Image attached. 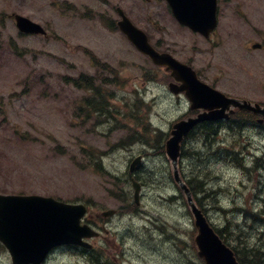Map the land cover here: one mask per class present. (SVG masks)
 Returning <instances> with one entry per match:
<instances>
[{"label": "rangeland", "instance_id": "374dc122", "mask_svg": "<svg viewBox=\"0 0 264 264\" xmlns=\"http://www.w3.org/2000/svg\"><path fill=\"white\" fill-rule=\"evenodd\" d=\"M117 7L205 83L264 105V0H221L215 54L201 62L197 52L208 45L176 22L164 0H0V14L6 15L0 17V194L83 203L96 223L104 211L118 210L106 245L110 260L122 250L132 264H204L194 247L192 215L166 156L146 155L137 172L145 184L139 213L121 210L125 205L112 196L120 190L133 195L128 167L150 148L138 138L148 134L153 142L155 130L168 133L190 115L187 98L170 94L167 73L108 28L106 23L119 20ZM13 13L44 26L48 37L21 35ZM256 43L262 48L253 50ZM83 74L102 81L101 91L114 98L110 118L85 115L80 109L91 93L63 83L62 76ZM197 142L185 143L180 173L184 179L201 178L204 190H211L199 195L209 220L227 229L233 247L264 248V128L228 129L217 136V142L237 148L241 165L233 155L229 160L210 155ZM194 150L203 160L189 156ZM87 152L102 158V166L123 182L116 186L114 178L97 172ZM99 242L96 248L102 250ZM0 264H12L1 247ZM47 264L96 263L58 252Z\"/></svg>", "mask_w": 264, "mask_h": 264}, {"label": "water", "instance_id": "95a60500", "mask_svg": "<svg viewBox=\"0 0 264 264\" xmlns=\"http://www.w3.org/2000/svg\"><path fill=\"white\" fill-rule=\"evenodd\" d=\"M167 1L176 19L194 31L208 36L217 26L216 0ZM118 11L122 17L119 27L129 40L155 64L171 71V77L181 83V86L171 84V91L175 94L185 92L192 103L191 109L201 111L197 116L175 124L171 138L166 143L167 154L174 169V179L186 195L198 230L195 238L198 255L206 264H239L234 252L216 234L194 202L189 188L180 176L177 164L183 140L200 123L229 119L236 109L264 119V107L227 97L200 82L190 67L181 64L169 54H160L153 49L147 36L131 23L122 10ZM13 18L22 32L44 34L42 27L29 19L20 15H13ZM137 160L131 171L140 162V159ZM133 186L137 201L140 185L134 180ZM86 213L87 208L84 205H70L53 198L0 195V241L9 250L14 264H41L53 249L62 245L74 244L91 248L88 243L83 242V238L97 237L99 234L89 226L81 225ZM112 214L113 212H106L104 216Z\"/></svg>", "mask_w": 264, "mask_h": 264}, {"label": "trees", "instance_id": "16d2710c", "mask_svg": "<svg viewBox=\"0 0 264 264\" xmlns=\"http://www.w3.org/2000/svg\"><path fill=\"white\" fill-rule=\"evenodd\" d=\"M64 80L67 84H70V78L69 77H64ZM88 88H94V84L91 83L88 85ZM254 116L250 115L248 113L245 112H238L236 114V116L231 119V122L233 124H235L236 126L233 127V124H231L229 126L230 129L232 128H242L244 127L248 121L253 120ZM218 128H216L213 124H204L203 127H201L200 132L202 134H198L206 143H211V138H216L218 135ZM199 131V129L197 130V132ZM194 132L192 134V137H196V133ZM167 136V135H166ZM165 135L162 134H158L157 135V140L156 141L158 144L160 143L159 141L166 138ZM155 148H161L163 149V145L161 146H156ZM164 151V149H163ZM196 154V153H194ZM227 154V153H225ZM228 155V154H227ZM236 158V156H235ZM100 168V167H99ZM101 169V168H100ZM187 184L190 188V190L192 191V194L194 195V197L202 192L204 190V185L205 182L202 181L201 178H197L195 176H193L191 179L187 180ZM198 205L202 207V205L200 204V202L197 200ZM204 210V209H203ZM205 212V210H204ZM216 231L219 233V235L224 238L225 235L227 234V229H216ZM236 256L240 262V264H257L260 260H264V252L260 249L259 246H243V247H234L233 248Z\"/></svg>", "mask_w": 264, "mask_h": 264}, {"label": "flooded vegetation", "instance_id": "af4514ba", "mask_svg": "<svg viewBox=\"0 0 264 264\" xmlns=\"http://www.w3.org/2000/svg\"><path fill=\"white\" fill-rule=\"evenodd\" d=\"M216 33H213L211 36V39L206 40L203 37L200 36V39L205 42L208 45V49H199L197 52V59L201 62L203 60H205L206 58H209V60L211 61L213 58V55L215 54V46L217 45L215 43V38H216ZM77 251L79 252H84L82 250L77 249Z\"/></svg>", "mask_w": 264, "mask_h": 264}, {"label": "bare ground", "instance_id": "6f19581e", "mask_svg": "<svg viewBox=\"0 0 264 264\" xmlns=\"http://www.w3.org/2000/svg\"><path fill=\"white\" fill-rule=\"evenodd\" d=\"M226 202V201H225ZM228 203V202H227ZM258 203V202H257ZM257 208V207H256ZM214 209V208H213ZM236 215V214H235ZM264 223V222H263ZM238 229V228H237ZM248 230V229H247ZM253 231V230H252ZM252 233V232H251ZM257 264H264V260H260Z\"/></svg>", "mask_w": 264, "mask_h": 264}]
</instances>
